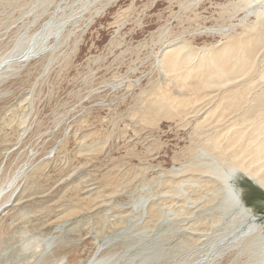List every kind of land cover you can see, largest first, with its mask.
I'll return each mask as SVG.
<instances>
[{
    "label": "bare ground",
    "instance_id": "6f19581e",
    "mask_svg": "<svg viewBox=\"0 0 264 264\" xmlns=\"http://www.w3.org/2000/svg\"><path fill=\"white\" fill-rule=\"evenodd\" d=\"M47 1L48 0H31L27 9V13L32 15L31 24H35L39 18L48 11L47 9L49 4L45 5ZM102 1L103 0H75L71 4L64 7L59 5L55 8L52 15L45 19V21L37 28L30 30L31 27L27 26L25 30H21V32H19L14 39L11 40L9 45L3 47V50L0 51V264H223V261L225 260L227 263L229 262L228 264H264V232L257 220L258 217H256L255 214L252 213L251 209L247 207L239 188L241 185L240 183L247 180L251 183V185L264 193V0H227L226 3L223 4L221 13H219L221 14V17H219L218 20L215 21L216 23L211 25V27L204 29V32L207 31L217 35V40H215V38L214 40H211L212 42H205L206 44L202 43V45H198L195 48H193L195 45L192 48L189 47V44L185 41H176V43L172 44L170 42V45L168 46L167 44H164L166 47L162 46L163 49L160 53V61L164 62L163 65L165 67L162 63L160 64V62H158L160 66L162 65V69L160 70L167 68L169 71L171 70L170 72H174L171 68H186L187 70L185 69V71H183L184 75L182 74L185 77H182V75L180 76L186 79L187 75H189L188 78L192 75L190 79L193 77V81L187 78L188 81H191V83L189 82L188 90L197 92L205 87L209 89L213 88L212 91H209L212 93L208 95H198L199 97H205L204 99L202 98L201 101L199 100V103L196 102L197 105L192 102V106H196L190 110L191 113L188 109L189 114H192V116L189 117V119L191 118L189 123H195L192 118H197L198 123H201L202 119V122L206 124L207 121L205 123V118L203 117L205 115H210V111L212 109H215L216 111L215 107L220 106L221 104H224V108L223 106L221 107L222 109H233L231 111H235L236 108L240 107L241 112L237 113V111H229L228 118H225L224 123V120H222L223 118H221V121H218V123L222 122V125H220V123L218 124L220 125L218 127L212 123L214 127H218L216 128L217 130L214 128L215 130L212 129L210 132L206 131L209 134L206 137L203 136V138L197 139L196 141L195 139L193 141L189 140L193 145H187L190 147V155L188 160L186 162L184 161L185 163L182 165L179 164L180 166L176 168L173 167V169L167 172V174L164 172L166 169L163 170L165 167L163 169L159 167L160 165L154 167V170L150 173L151 176L149 178H144L134 187L133 190L127 192V196H130L128 202L125 201L123 203H119L117 201V203L115 198L110 197L112 191L109 187L106 188V186H104L103 183H100L96 178L89 179L83 176L81 181H77L76 193L70 194V196L68 194L69 197L66 201L70 205L67 206V209H64L61 206L58 209L60 210V215L57 214L54 217L55 213H53V210L51 209L55 198L59 196L56 192L58 190L63 191V189H65L64 187L67 184L70 185L72 178L79 173L76 170L74 171V169L68 164V161L65 159L66 154H74L78 158L85 160L87 158L86 155H90V153L86 155L84 154V150H88V146L85 145L80 138H78V135L73 129L72 133L74 141L71 140L73 143L72 146H69L68 142L66 144L62 143L63 145L61 146L48 144V146L42 149V151L38 150L39 145H41L44 141L43 136L45 137L46 135H44L42 131H39V129L35 131L32 129H35L34 126L36 125L35 124L32 127L35 123H33L32 114L33 111H37V109L33 110L36 103V97L34 98L33 94L34 90H32V86L29 87L28 85V87L21 86L20 88L15 86L16 88L12 89L10 84L16 80L15 78L20 77L23 69L26 67L28 69L29 66L35 65L38 59L40 62L41 60L43 61V68L47 69V66L52 63L55 56L59 53V49L61 48L60 46L65 42V40H68L66 38L69 37V32L71 33L72 30L70 28L69 31H67L68 27H76L77 21L80 20L81 16L85 13V16H89L87 13L92 15L99 13V6H103V3H105H102ZM105 1L107 2V0ZM199 1L200 0H187L186 2L185 0V4L188 8L191 6L192 9L195 8V4ZM147 2H150V0ZM167 2L168 1H166V4ZM171 2H173V0ZM179 2L180 1L178 0L177 3ZM220 2V0H210L207 7L212 9L214 8V13L215 7L218 6ZM181 3L182 2H180V4ZM180 4H178L179 8L182 6ZM174 5H177L176 2ZM127 6L129 8L131 5ZM226 7L228 8L226 9ZM139 8L141 7L139 6ZM171 8L172 7H170V9ZM182 8L183 7L180 9ZM193 10L195 11V9ZM224 12L227 13L226 16ZM203 13L201 16H203ZM115 16L117 17V15ZM125 16L127 17V15ZM130 18H132V16ZM110 19L112 20V18ZM113 21H115V19H113ZM119 21L120 20L118 19L117 22ZM204 21H207V19ZM210 21L211 20H209V22ZM83 22L81 21V23ZM212 22L214 21L212 20ZM85 23H87V21ZM108 27L109 26H107V28ZM237 27H239L240 30L236 31ZM160 31L162 32L163 29ZM205 34L207 35L208 33ZM113 35H115V33ZM204 37L207 38V36ZM161 38L163 39L164 37ZM161 42H165V40L160 41V44ZM153 56L154 57L152 58H156L155 55ZM158 63L157 66H159ZM153 67L155 66L153 65ZM167 69L164 73H167ZM34 70L32 69L30 72H34ZM169 71L167 75L170 76L171 74H169ZM179 72L177 74H179ZM153 74L154 73H152V76L156 75ZM167 75H164V77L167 78ZM143 76H145V74ZM171 76L174 78L173 74ZM155 77L157 78V76ZM176 78L177 76H175L174 79ZM147 79L149 78H146L145 81H147ZM164 80L165 79L163 78L162 82ZM168 80L170 79L168 78ZM156 82L159 83V80L157 79ZM147 84L144 83L142 86ZM163 84H161L162 86L159 84L161 88H164ZM176 86L177 92L179 89L182 90V88H178V85ZM150 87H152V90L153 86L151 85ZM180 87L183 86L180 85ZM184 87L186 86L184 85ZM115 88L117 87L115 86ZM144 88L146 89V86ZM172 90L174 91V88ZM185 90L183 92L186 93L187 89ZM246 90H251L253 92L248 95V93L246 94ZM143 91L144 90H142V92ZM220 91L222 92L220 93ZM155 92H157V90ZM145 93L146 91H144V95ZM193 97L192 98L195 99V96ZM125 98L123 100H125ZM243 98L246 101L242 103ZM158 101L161 102V99H158ZM207 101L209 102L201 103ZM210 102L213 104H209ZM216 103L217 106H215ZM91 104L94 103L92 102ZM139 104V106L142 104L144 105V102L140 101ZM136 107H138V105ZM185 107L187 108V106H184V108ZM73 108L76 109L74 105ZM88 108L89 107L87 106L86 109ZM144 108L148 109L147 112H149V110H155V114H158L157 111L162 112V109L158 110L159 108L157 109V107H155V109L148 106ZM217 108L220 109L219 107ZM91 110L93 111V109ZM79 111L80 110H78L77 113ZM135 111H133L134 114H136ZM167 111H164L163 113H166L165 115H167ZM197 111L198 113H196ZM103 112H98V114L100 113L102 115ZM218 112L219 111H217V113ZM63 113L65 114V111ZM125 114H127V112H125ZM131 114L129 112V115ZM169 114L168 116H171ZM179 114L180 113H178V115ZM193 114H196V116L198 114V117H195ZM54 115L52 114L51 116ZM74 115H72V119ZM46 116L49 117L48 115ZM61 116L62 115L59 117ZM95 116L98 115L95 114ZM211 116H213V112L211 113ZM221 116H223L222 113L219 117ZM100 117L101 116H98V118ZM107 117L110 118V116H106V118ZM133 117L134 116H132V118ZM67 118L64 117V120H67ZM75 118L77 117H74V120ZM86 118L89 119L90 117ZM149 118L152 120L151 117ZM149 118L146 117V119ZM100 119H103V117ZM110 119H108V121ZM154 119H156V116ZM94 120H96V117ZM69 121L67 122L69 123ZM82 121L79 120V123ZM120 121L121 122L118 120V122L122 124V119H120ZM148 121L149 120H147V122ZM173 121L175 120L173 119ZM209 121L210 120H208V122ZM215 121L217 122V120ZM57 122L59 123L58 120ZM211 122L212 120L209 123ZM107 123L110 124V122ZM183 123L185 124V122ZM209 123L207 124L209 125ZM169 124L170 123H168V125ZM60 125L62 126V124H59L58 126ZM188 125L189 124L186 125V128ZM197 125L199 126V124ZM64 126L66 127V125ZM93 127L95 128V125ZM104 127H106V125ZM195 127L196 126H194V129ZM107 128L108 125L105 129ZM232 128H234L233 133ZM78 129L81 131V128ZM132 129L134 130L133 127ZM206 129H203L204 132ZM65 130L68 131V127ZM207 130L209 131L211 128ZM67 131L65 133L66 135ZM123 131V133H125V130ZM174 131L176 132V128ZM227 131L232 133L231 137L228 138V141H226L227 136L225 137L223 134V132H225L226 135L228 133ZM103 132H106V130ZM143 132L145 131L143 130ZM152 133H150V135ZM246 133L248 136L243 138V143L240 144L239 139L244 137ZM219 134H221L222 137H225H223L224 140H222V142H226L225 147L223 146L225 143L219 141L222 143V146H219L221 144H217L214 140V138H218L217 135ZM53 136L55 135H52V137ZM100 136L101 135H99V137ZM138 138L136 137V139ZM143 138H145V136ZM121 139L122 138L120 137V140ZM96 140L97 138L94 139V141ZM138 140L140 141V139ZM154 140L153 142L156 143L157 141ZM216 140H219V138ZM49 141L50 140H47L46 142ZM129 141L131 142V140ZM133 143L136 142L133 141ZM155 143L153 145H156ZM184 143L185 142H183V144ZM121 146L122 145H120V147ZM102 150L104 149H101V151ZM110 155L112 157V154ZM155 156L157 157L159 155L155 154ZM60 164L63 166L61 169L59 168ZM152 165H155V163ZM119 172L118 176L120 174ZM80 175L83 174L80 173ZM107 176L111 177L110 174ZM69 190L70 189L67 191ZM141 192H143V194H141ZM90 201L92 202L87 203ZM45 217L47 218L44 219ZM224 258L225 260H223Z\"/></svg>",
    "mask_w": 264,
    "mask_h": 264
},
{
    "label": "rangeland",
    "instance_id": "374dc122",
    "mask_svg": "<svg viewBox=\"0 0 264 264\" xmlns=\"http://www.w3.org/2000/svg\"><path fill=\"white\" fill-rule=\"evenodd\" d=\"M73 1H75V0H48L47 3H45V5L49 4V7L47 9L48 11L44 15H42L35 24H31L32 15L27 13V9H28V6H29L31 0H0V51L3 50V47L9 45L11 40H13L14 37L19 32H21V30L22 31L25 30L27 28V26L31 27L30 30H34L42 22H44L45 19L49 18L52 15V13L55 11V8H57V6L60 5V6L64 7V6L71 4ZM133 1L132 0H107V2H106L105 0H103L102 3L103 2H105V3H103V6L102 5L99 6L100 10L98 9V12L100 14L95 13L98 17L96 15H92L90 13H87V14H89V16L87 15L88 20H89L88 21L87 16H85V14H86L85 13V14H83L84 17H83V15L81 16L82 20L81 19L78 20L80 22L77 21L76 27H68L67 31H69L70 28L73 31L71 30V33L69 32V35H68L69 37L66 38L68 40H65V42L60 46L61 48L59 49V53H61V54L58 53L59 55L57 54L55 56L52 63L49 66H47V69L43 68V65H42L43 61L42 60H41V62L39 59H38V61L35 60V61H37L35 63V65L29 66L28 69H27V67L25 69H23L24 73L22 70L20 77L15 78L16 80L14 82H11L12 84H10L12 89H15L16 87L20 88L21 86H24V87H28V86L31 87L32 86V88H33L32 90H34L33 91L34 98L36 97L35 98V101H36L35 106H37V107L34 106L35 108L33 107V110L37 109V111L36 110H35L36 112L33 111V114H32L33 123L35 122L32 125V127L36 124L34 126L35 129L34 128H32V129L34 131L39 129V131H42L44 133V135H46L45 137L43 136L44 141L42 142L41 145H39L38 150L42 151V149H44L46 146H48V144L49 145L56 144L58 146H61V145L66 144L68 142L69 146H72V144H73L72 141H74V136L72 133L73 129H74L75 133L78 135V138H80L81 141L84 142L85 145L88 146V150L85 149L84 154L86 155V154L90 153V155H86L87 158L85 160L78 158L74 154H66L65 159L68 161V164L74 169V171L76 170L79 173L77 175H75L74 178H72V182H71L72 185L67 184L64 187L65 189H63V191L58 190L59 192L58 191L56 192L59 194V196L57 198H55L54 202L52 203V209H51V210H53V213H55L54 217L57 214L60 215V210H58V209L61 206L64 209H67V206L70 205V204H68V202L66 200L70 196V194L76 193L77 181H81L83 176H85L89 179H91V178L95 179L96 178L99 180L100 183H103L104 186H106V188L109 187V189L112 191V194L110 197L115 198L116 202L117 201L119 203H123L125 201L128 202L130 199V196H127V192H130L131 190H133L134 187L144 178H149L151 176L150 173H152V171L154 170V167H156L158 165H160L159 167L162 169L165 167L163 170L166 169V171H164V172L167 174V172H169L171 169H173V167L176 168V167L182 165L183 163H185L188 160L189 155H190V153H189L190 147H188L187 145H189V146L193 145L192 142H190L189 140L193 141L195 139V141H196L199 138H203V136L206 137L209 134L207 132H210V131H212V129H214V128L216 129L220 125H222V122L218 123L219 120L221 121V118H223L222 120H224L223 123L225 122V118H228L229 111L230 112L237 111V113L241 112L240 107L236 108L235 111H231L233 109H229V110L222 109L221 107L224 104L219 103L221 105L217 106V103H216L215 106L219 107L220 109H218L217 107L214 106L216 108V111H215V109L211 110L213 112V116H211L212 112L210 111V115H208L209 114L208 113L207 114L208 116L205 115L203 117V118H205L204 119L205 123H206V121H207V123H209L212 120V122L209 123V125L207 123L204 124V122H202V119H201V123H203V124L198 123L197 122L198 119L195 118V117H198V114H197V116H196V114H193V115H195V117H194L195 119L192 118V120H194L195 123H193V122L189 123V120L191 119V118L189 119V117L192 116V114H189V111L192 110V108H194V106L197 105L196 102L199 103V100L201 101L202 98L204 99V97H205V96L204 97H199V96H202L204 94L208 95V94L212 93L209 91H212L213 88L209 89V88L205 87L204 89H201L200 91H197V92L188 90L189 89V82L191 83V81H188V79H190L192 75H190V78H188L189 75L186 76V79L182 78V77H185V76H183L184 75L183 71H185L186 68L185 69L184 68L182 69L179 67L178 68H171L174 70V72H170L171 70L169 71L166 68L167 73L166 72L164 73V71L166 70L164 68L165 66L163 65L164 62L160 61V53H161L163 47H166L165 46L166 44H167V46L170 45V42L172 44V43H176V41L177 42L185 41L186 43L189 44V47L192 48L195 45L193 47V48H195L198 45L199 46L202 45V43L204 44L205 42L206 43L212 42L211 40H214L215 38H216L215 40H217L218 39L217 35L210 33V32H207V31L204 32L205 31L204 29L211 27V25L215 24L216 23L215 21H217L218 18L221 17L220 16L221 14H219V13H221V11L223 9V4L226 3L227 0H220L221 2L218 6L215 7L214 13H213L214 8L212 9L210 7H207L208 2L210 0H202L203 3L200 0L198 3L195 4V8H192V9H191V6L189 7L190 9L186 6L185 0H179L180 2H182L181 4H180V2L177 3L178 0L177 1L173 0V2H171L172 0L171 1L160 0L161 3L159 0H154V1L150 0V2H147L149 0H147V1L146 0H140V1L139 0L138 1L133 0ZM166 1L171 2L172 4L168 3V2L166 4ZM204 1H206V2H204ZM222 1H223V3H222ZM175 2L177 5H174ZM186 2H187V0H186ZM142 4H144V5H142ZM178 4L182 5V6H180V8L183 7L182 9H184V10L180 9ZM202 4H204V5H202ZM127 5H131V6H129V8H128ZM173 5H174V7H173ZM117 6H118V8H117ZM139 6L141 8H139ZM200 6H202V7H200ZM143 7H145V8H143ZM164 7H167V8H164ZM170 7H172L171 9L173 11L170 9ZM175 7H178V8H175ZM193 7H194V4H193ZM206 8H210V9H206ZM227 8L228 7H226V9ZM174 9H175V11H174ZM193 9H195V11ZM192 10H193V12H192ZM201 11H202V13L204 12L206 14L205 15L203 13L204 17L201 16L202 15ZM122 12H124L125 14ZM225 12H224V14L226 16L227 13H225ZM199 13H200V16H199ZM115 15H117V17ZM125 15H127V17ZM189 15H191V16H189ZM209 15H210V18H209ZM131 16H132V18H130ZM194 16H196V17H194ZM212 17H214V18H212ZM216 17H217V19H216ZM110 18H112V20ZM117 18L120 20L119 22H117V20H118ZM199 18H201L203 21L207 19V21H204V23H203V21ZM113 19H115L116 23H115V21H113ZM159 19H161V20H159ZM162 19H163V21H162ZM208 19L211 21L209 22ZM199 20L201 23L199 22ZM212 20L214 22H212ZM220 20H221V18H220ZM81 21L82 22L87 21V23L83 22L84 23L83 24V23H81ZM111 21H113V22H111ZM207 22H209V23H207ZM89 23H91V24H89ZM119 23H121V24H119ZM225 24H227V23H225ZM106 25L109 27L110 26H112V27L107 28ZM159 27H161V28H159ZM76 29H78V30H76ZM162 29H163V31H162L163 33L160 31ZM81 30H83V31H81ZM113 30H115L116 32ZM202 30H203V32H202ZM237 30H240V28L237 27L236 31ZM111 32L113 34L115 33V35H113ZM156 32H157V34H156ZM160 33H161V35H160ZM205 33H208V34L206 35ZM203 35L207 36V38L204 37ZM161 37H164V38L162 39ZM165 37L168 39H166ZM201 38H203V39H201ZM204 39H206V40H204ZM157 40H160V41L165 40V42H161V44H162L161 45L160 41H157ZM167 40H169V41H167ZM208 44H211V43H208ZM152 47H153V49H152ZM154 47L157 50H155ZM208 48H209V46H208ZM151 50H153V51H151ZM153 55H155L156 58H152V57H154ZM153 59H155V60H153ZM93 60L95 63L93 62ZM156 61H157V63L158 62H160V64L162 63V65L164 66L163 67L164 70H160V69H162V65L160 66L158 63V65L160 66V68H159V66H157ZM148 65L152 66V67H149ZM153 65L155 67H153ZM30 69L31 70L35 69V70H34V72L33 71L30 72L31 71ZM27 70H29V71H27ZM161 71H163V72H161ZM168 71L170 72L169 74L174 75V78H175V76H177V78L174 79V78H172L171 75L170 76L167 75ZM26 72H27V74H29V73L30 74L27 75ZM178 72H179V74H177ZM152 73H154L156 75L153 74L154 76H152ZM158 73H159V75H158ZM144 74H145V76H143ZM164 75H167L168 77L166 78V77H164ZM180 75H182V77ZM114 76H116L117 78ZM124 76H126V77H124ZM155 76H157V78ZM137 78H138V81H137ZM146 78H149V79H147V81H145ZM161 78L162 79L164 78L165 80L162 82ZM168 78L170 80H168ZM89 79H90V81H89ZM112 79H115V80L117 79V80L115 81ZM157 79L159 80V83L156 82ZM192 79H193V77H192ZM192 79H190V80H192ZM123 80L126 83H124ZM151 81L152 82L154 81V82L152 83ZM261 82H262V80H261ZM115 83H116V85H115ZM144 83L145 84L148 83L147 85H145L146 89L144 88L145 86H142ZM175 83H176V85H178V88H182V90L179 89L180 91L178 90V92H177V90H176L177 86L175 85ZM140 84H141V86H140ZM154 84L157 85V88H156V85H154ZM159 84L160 85L163 84V86H164V88L162 87L163 90L161 88L162 85L160 86ZM151 85L153 86L152 90H151L152 87H150ZM180 85L183 87H180ZM184 85L186 87H184ZM115 86L118 89L115 88ZM128 87H131L132 90H131V88H128ZM147 87H148V89H147ZM168 87H170V88H168ZM173 88H174V91L172 90ZM129 89H130V91H129ZM185 89H187L186 93L183 92ZM135 90H137V91H135ZM140 90H141V92H140ZM142 90L146 91L145 95H144V91L142 92ZM156 90H157V92H155ZM168 90L171 92H169ZM221 92L222 91H220V93ZM252 92L253 91H251V90H246V94L248 93V95H250ZM155 93H157V94H155ZM146 94H147V97H146ZM199 94H201V95H199ZM218 94H219V92H218ZM121 95H123V96H121ZM188 95H191V96H188ZM164 96L166 97V99ZM193 96H195V99H193L194 98ZM174 97L176 98V100ZM177 97H178V99H177ZM242 97H243V95H242ZM124 98H125V100H123ZM158 99H161V102H159ZM80 100H82V101H80ZM140 101H143L144 105L142 104L141 106H139ZM173 101H174V103H173ZM245 101L246 100L243 98L242 103ZM92 102L94 104H91ZM192 102H193V104H196V105L192 106ZM208 102L209 101L201 102V103H208ZM88 103L90 106L88 105ZM76 104L79 106H77ZM84 104L87 105L89 108L86 109L87 106H85ZM179 104H180V106H179ZM209 104H213V103L210 102ZM73 105H74V107H76V109L73 108ZM81 105L83 108L81 107ZM137 105H138V107H136ZM110 106L111 107L113 106V107L111 108ZM146 106L152 107L154 109H155V107H157V109L159 108L158 110L162 109L161 110L162 112L157 111V110L156 111L158 114H155L156 113V112H154L155 110H153V111L149 110V112H147L148 109L144 108ZM184 106H187V108L185 107L186 108L185 109ZM131 107H133V108H131ZM114 108H116L117 110ZM118 108H119V111H118ZM223 108H224V106H223ZM83 109H85V110H83ZM91 109H93V111ZM101 109H103V110H101ZM188 109H189V111H188ZM78 110H80L78 112L79 115L77 113ZM88 110H89V112H88ZM105 110H107V111H105ZM64 111H65V114L63 113ZM70 111H72V112H70ZM101 111L102 112L104 111L102 115L100 114V113H102ZM123 111H124V113H123ZM131 111H132V114H131ZM133 111H135V113L137 115L134 114ZM164 111L165 112L167 111L168 114L170 112L169 115H171V116H168V114L165 115L166 113H163ZM187 111H188L189 115L187 114ZM217 111H219L218 112L219 114L217 113ZM92 112H94V113H92ZM98 112H100V113L98 114ZM106 112H108V113H106ZM125 112H127V114H125ZM129 112L131 115H129ZM51 113L53 115L54 114H57V115L51 116L52 115ZM67 113H68V115H67ZM152 113H154V114H152ZM178 113H180V114L178 115ZM190 113H191V111H190ZM196 113H198V111ZM221 113L223 114L224 117L223 116L219 117L221 115ZM89 114H91L92 116ZM95 114H97L98 116H101L100 118L103 117V119H105V120L98 118V116H95ZM43 115H44V117H43ZM46 115H48L49 117H47ZM58 115L59 116L62 115V116L59 117ZM72 115H74L73 119H72ZM105 115L110 116L111 119L109 117L106 118ZM124 115L125 116L127 115L128 117L127 116L125 117ZM225 115H227V116H225ZM50 116H51V118H50ZM85 116L90 117V118L88 119ZM132 116H134L133 117L134 119L132 118ZM145 116L148 118L151 117L152 120L150 118L146 119ZM155 116H156V119H154ZM209 116H210V118H209ZM64 117L65 118L68 117L67 120L65 119L66 121L64 120ZM74 117H77V118H75V120H74ZM95 117H96V120H94ZM141 117H142V119H141ZM185 117L187 118L188 121L186 120ZM68 119L70 121L72 119V121L70 122ZM108 119H110V120L108 121ZM120 119H122V124L119 123V122H121ZM129 119H131V120H129ZM173 119L175 121H173ZM49 120L52 122H50ZM57 120L59 121V123L57 122ZM60 120H61V122H60ZM79 120L80 121L83 120V121L81 123H79ZM100 120H103V121H100ZM118 120H119V122H118ZM128 120H129V123H128ZM147 120H149V121L147 122ZM208 120H210V121L208 122ZM215 120H217V122ZM67 121H69V123ZM106 121L110 122V124H108ZM152 121H155V122H152ZM182 121L185 122V124ZM111 122H113V123H111ZM145 122H147V123H145ZM96 123H97V125H96ZM168 123H170V124L168 125ZM212 123H213V125L218 126V127H214L212 125ZM59 124H62L63 127L61 125L58 126ZM63 124L66 125V127ZM93 124L95 125V128L93 127L94 126ZM137 124H140L141 126L137 125ZM183 124H184V126H183ZM187 124H189L190 126L188 125V127L186 128ZM194 124H196V125H194ZM197 124H199V126ZM218 124H220V125H218ZM105 125H106V127L108 125L107 129H105L106 128V127H104ZM109 125H111V126H109ZM119 125L121 126V128ZM126 125L131 127V128L127 127ZM202 125H203V127H202ZM210 125H211V127H210ZM74 126H76V127H74ZM78 126H80V127H78ZM88 126L90 127V129ZM123 126H124V128H123ZM149 126L151 127V129ZM194 126H196L195 129H194ZM36 127H38V128H36ZM67 127H68V131L65 130V129H67ZM132 127L134 128V130L132 129ZM167 127L168 128L172 127V128L168 129ZM177 127L180 129H178ZM206 127H207V129L211 128V130L208 131L206 129ZM78 128H81V131ZM175 128H176V132L174 131ZM183 128H185V129H183ZM51 129H53V130H51ZM54 129H55V131H54ZM104 129L106 130V132H103V131H105ZM126 129H128V130H126ZM145 129H147V130H145ZM188 129H191V130H188ZM192 129H193V131H192ZM203 129H206L205 132L206 131L207 132L205 133ZM86 130H87V132H86ZM123 130H125V133H123L124 132ZM143 130L145 132H143ZM201 130H203V131H201ZM232 130L231 131L233 133L234 128H232ZM60 131H61V134H60ZM66 131H67V135L65 134ZM248 131H249V128H248ZM248 131H247V133H248ZM47 132H48V134H47ZM62 132H64V133H62ZM202 132H204V133H202ZM115 133H117L118 135ZM150 133H152V134L150 135ZM176 133H178V134H176ZM185 133H188V134H185ZM228 133H230V134H228ZM228 133H227L228 135L227 134L225 135V132H223L224 136L225 137L227 136L226 141H228V138H230L232 135V133L230 131ZM247 133L244 137H241L239 139L240 144L243 143L242 139L246 138V136H248ZM85 134L86 135L88 134V135L86 136ZM95 134H97L98 136ZM221 134L217 135L219 140H216L218 138H214V140L217 144H221L219 146H222V143H225V144H223V146L225 147L226 142H222V140H224L223 139L224 136L222 137ZM47 135H48V138H47ZM52 135H55V136H53L54 138L52 137ZM99 135H101V136L99 137ZM143 135L145 136V138H143L144 137ZM186 135H188V136H186ZM189 135H192V136H189ZM88 136H89V138H88ZM150 136H152V137H150ZM209 136H211V135H209ZM61 137H63V138H61ZM70 137H71V139H70ZM120 137L122 138L121 140H120ZM129 137H131L132 139ZM136 137L137 138L139 137L138 139H140V141L138 139H136ZM180 137H182V138H180ZM212 137H214V136H212ZM56 138H58V139H56ZM86 138H87V140H86ZM90 138H92L93 140ZM96 138H97V140L94 141V139H96ZM151 138H153V139H151ZM64 139H66V140H64ZM124 139H125V141H124ZM47 140H50V141L46 142ZM55 140H57V141H55ZM129 140H131V142ZM153 140L157 141V142L155 143V142H153ZM116 141H118V142H116ZM133 141H135L137 144L133 143ZM219 141L222 143H220ZM52 142H54V143H52ZM100 142H102V143H100ZM150 142H152V143H150ZM183 142H185V143L183 144ZM188 142L191 144H189ZM154 143L156 145H153ZM97 144H98V146H97ZM119 144L122 146L120 147ZM147 144H150L151 146L147 145ZM141 147H143V148H141ZM100 148L104 149L105 151L104 150L101 151ZM156 148H158V149H156ZM153 149H154V151H153ZM135 152H136V154L137 153L138 154L136 155ZM149 153H150V155H149ZM110 154H112V157ZM155 154L159 155V156L156 157ZM154 158H155V160H154ZM101 161H103V162H101ZM145 162H147V163H145ZM154 163H155V165H152ZM156 163H158V164H156ZM62 167H63L62 164H60L59 168L61 169ZM77 167H78V169H77ZM91 167H92V169H91ZM111 172H113V173H111ZM118 172L120 173L119 176H118ZM121 172H123V173H121ZM80 173H82L83 175H80ZM100 174H101V176H100ZM108 174H110L112 178L108 177L107 176ZM240 184L241 185L239 188L241 191V195H242L247 207L251 209L252 213L255 214L256 217H258L257 220H258L259 224L261 225L262 231L264 232V193L262 191H260L258 188L251 185V183L247 180L242 181ZM68 189H70V190L67 191ZM115 193H116V196H115ZM68 194H69V196H68ZM141 194H143V192H141ZM127 197H128V199H127ZM91 202L92 201L87 202V203H91ZM46 218L47 217H45L44 219H46ZM94 221H95V219H94ZM201 225L206 226L204 224H201ZM223 260H225V258ZM225 263L228 264L229 262L227 263L225 260V261H223V264H225Z\"/></svg>",
    "mask_w": 264,
    "mask_h": 264
}]
</instances>
